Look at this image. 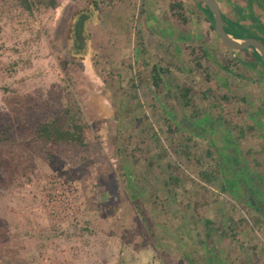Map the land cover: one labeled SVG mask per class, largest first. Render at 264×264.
I'll return each mask as SVG.
<instances>
[{"label": "rangeland", "instance_id": "1", "mask_svg": "<svg viewBox=\"0 0 264 264\" xmlns=\"http://www.w3.org/2000/svg\"><path fill=\"white\" fill-rule=\"evenodd\" d=\"M50 1L0 0V264H264L249 53L194 0ZM53 118L84 144L40 138Z\"/></svg>", "mask_w": 264, "mask_h": 264}, {"label": "trees", "instance_id": "2", "mask_svg": "<svg viewBox=\"0 0 264 264\" xmlns=\"http://www.w3.org/2000/svg\"><path fill=\"white\" fill-rule=\"evenodd\" d=\"M218 1V0H217ZM227 2V0H224ZM19 3L22 4L24 8L31 11V3L29 0H19ZM197 7L199 8L200 12L203 14V16L207 19L208 22H210L211 27L213 29V23L212 18L206 7L201 4L200 2H196ZM50 5L53 6L54 3L51 0ZM249 16V15H248ZM245 16L242 15L241 18H244ZM223 22L224 24L229 25H236L238 34H233L229 30L226 29L224 26L225 31L233 36L234 38H246L248 35V27L240 25L239 20L235 19H229L225 15L222 14ZM214 30V29H213ZM247 52V51H246ZM254 58L258 63H260V58L255 53ZM247 65L251 66L252 69L253 65L251 63H248ZM157 81L153 80V85H156ZM38 136L42 139H44L47 142H50L52 144H58V143H80L81 145L84 144V138H85V130L82 126H80L74 119H71L69 125L67 127H63L59 120L51 119L46 123H43L40 128L38 129ZM248 205L253 206V208H256L255 202L253 199H248Z\"/></svg>", "mask_w": 264, "mask_h": 264}, {"label": "water", "instance_id": "3", "mask_svg": "<svg viewBox=\"0 0 264 264\" xmlns=\"http://www.w3.org/2000/svg\"><path fill=\"white\" fill-rule=\"evenodd\" d=\"M195 2H200L203 4L211 15L213 29L216 33L220 43L227 49L231 51H250L256 52L261 60L264 67V45L251 37L246 38H234L228 34L224 29V22L222 18V13L217 0H194Z\"/></svg>", "mask_w": 264, "mask_h": 264}, {"label": "flooded vegetation", "instance_id": "4", "mask_svg": "<svg viewBox=\"0 0 264 264\" xmlns=\"http://www.w3.org/2000/svg\"><path fill=\"white\" fill-rule=\"evenodd\" d=\"M248 10L247 14L248 16V24L240 23L241 19V12L239 10V7L236 8V19L239 20L240 25L248 27V36L254 38L258 41H260L264 45V2L259 0L257 2H251L248 4V7L246 8ZM257 10L261 13V16L257 13ZM222 13V11H221ZM223 14V13H222ZM224 15V14H223ZM250 55V62L253 65V70L257 72L264 73V67L261 63V60L258 63L256 59L254 58V52L253 50L250 49V51H247Z\"/></svg>", "mask_w": 264, "mask_h": 264}]
</instances>
